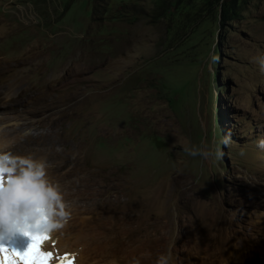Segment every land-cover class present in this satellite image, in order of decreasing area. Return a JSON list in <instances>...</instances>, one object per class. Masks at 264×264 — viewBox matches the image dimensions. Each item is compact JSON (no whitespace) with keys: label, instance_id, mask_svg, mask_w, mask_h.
I'll use <instances>...</instances> for the list:
<instances>
[{"label":"rangeland","instance_id":"rangeland-1","mask_svg":"<svg viewBox=\"0 0 264 264\" xmlns=\"http://www.w3.org/2000/svg\"><path fill=\"white\" fill-rule=\"evenodd\" d=\"M222 1L172 0L163 14L158 0H0V125L10 153L45 158L49 181L80 198L99 231L121 234L104 253L124 264H153L165 252L153 247L166 242L179 264L262 259L264 0H242L225 21ZM184 147L224 154L192 157ZM98 169L128 175L136 199L149 195L148 227L115 202L129 186ZM197 200L226 215L219 229L229 221L228 238L190 226Z\"/></svg>","mask_w":264,"mask_h":264},{"label":"bare ground","instance_id":"bare-ground-1","mask_svg":"<svg viewBox=\"0 0 264 264\" xmlns=\"http://www.w3.org/2000/svg\"><path fill=\"white\" fill-rule=\"evenodd\" d=\"M3 66H5V65H3ZM19 72H21V71L19 70ZM19 72L16 71V73L21 76V73H19ZM0 74H4V73L0 72ZM15 75L16 74H14V76ZM22 79L23 78L20 77V80H22ZM16 80L20 81L18 79H16ZM3 84H5V83H2L0 85H3ZM11 141H12V139H11V135L9 134V132L6 131V129H4L0 125V148H2L3 151H6V152H12L13 150H11V149H12V147H14V143H11ZM68 160H69V158L66 159L65 161L68 162ZM75 160H73V161L69 160L71 162V164H72V167H74V171H76L77 174L78 173H82L81 169L84 166H82L81 162H79V161L77 162V160L76 161ZM110 170H107V169L106 170L105 169L99 170L98 169L95 172H98L99 174L105 175L110 180L112 179L114 183L118 184V186L120 184H124V185L129 186L127 192L126 191L122 192L123 195L121 193H117L115 195V197H114L115 202L118 203V204H120V202H122V207L120 208V210H125V212L127 213V216L129 217V219H131V214H135V211L138 212L139 214H138L137 218H139V220L140 219L144 220L142 222V227H148L149 224H150L149 223L150 220L145 218L144 214H145V210L150 206V203H151V201L149 199L150 197H148L149 195L148 196H143L142 198H138L137 197V199H136V196H138V195L135 194L134 191H133L134 190V186L132 184L134 183V181H132V179L128 175H125V176L118 175L119 172L112 171V170L110 171ZM114 186H115L116 189L118 188V186H116V185H114ZM60 189H61V191L64 194L65 201H67L69 203V206L71 208V215H70V218L68 219L67 223L65 224V226L62 229H59V230H57L55 232H52V233H48L49 236H50V239L45 242L44 250L53 251L54 259L52 261V264H58V261L55 259V257L58 256V255H64L65 253L74 254V256H75V264H112V262L115 261V260H116L115 264H124L123 260L118 259L117 257H113V258L109 257L106 253H104V249L106 247L108 248V246L114 245L119 239H121V234L116 232L115 229H114V231H108V232H105V233L99 231V226L94 223L93 219L91 220V218H88L87 216L84 215V209H81L80 206H79V199L80 198H78V197L73 198V197H71V194L69 193L70 191L67 192L62 187H60ZM106 195L107 194H105V196ZM140 195H142V194H140ZM81 197H83V196H81ZM102 197H104V196H102ZM107 200H108V198H107ZM109 200H110V198H109ZM124 202H125V204H124ZM97 204H98V202H97ZM200 205H201V202L199 200H197L196 209H197L198 217L197 218H192L193 221H194V224H191L190 226L196 232H198V231L199 232L200 231L209 232V236L213 240L214 239L216 240L218 236H222L223 237L225 235L223 232L227 233L230 230V227L232 225L228 221L226 223V225L222 227L221 230L219 229L220 222L226 217V215H224L223 212L220 211L221 209L218 210L215 207H212L207 212H205L206 210H202L204 208V206L202 205L203 208L201 209ZM168 215H169L168 213H165V214L161 215V218H159V220H160L159 222H161V225L158 224L159 226H157L158 229L156 230V232L160 234L159 237H161L163 239L168 234L169 228H170V219H169ZM121 227H123V226H121ZM123 228H121V229H123ZM133 230H135V229H133ZM124 232H125V230H124ZM122 238H123V233H122ZM53 243H54V247H53ZM166 243L163 246H155L153 248L158 249V250H164L166 252L168 250V248H169L168 244H166ZM213 245H216V244H213ZM80 246H83L82 250H80ZM176 249L173 248L172 252H173L174 256L177 258V264H179V263H181L180 262V257H179V251L176 250ZM216 249L221 253L222 256H226L227 255L226 252H227L228 249L226 250L225 247H223L222 249L217 247ZM261 254H262V259H261V261L258 264H264V246H263ZM231 256H232V253L229 254V257H228V255L226 256L228 258L227 259L228 261H226L227 264H232L231 261H230V259L232 258ZM249 258L252 261H255V259H256V257L254 255L249 256Z\"/></svg>","mask_w":264,"mask_h":264},{"label":"clouds","instance_id":"clouds-1","mask_svg":"<svg viewBox=\"0 0 264 264\" xmlns=\"http://www.w3.org/2000/svg\"><path fill=\"white\" fill-rule=\"evenodd\" d=\"M221 143L228 146L230 135L223 137ZM256 144L264 150V138L258 139ZM183 150L192 157L204 159L215 157L218 160L224 154L219 147L214 152L189 147ZM47 168L45 158L14 156L0 148V225L7 231L27 228L33 232L52 233L67 223L71 208L59 184L54 185L47 178ZM172 247L160 253L153 264H177Z\"/></svg>","mask_w":264,"mask_h":264},{"label":"snow or ice","instance_id":"snow-or-ice-1","mask_svg":"<svg viewBox=\"0 0 264 264\" xmlns=\"http://www.w3.org/2000/svg\"><path fill=\"white\" fill-rule=\"evenodd\" d=\"M20 231L30 238L29 246L21 252L0 245V264H52L53 251L44 250L45 242L50 239L49 234L47 232H33L27 228ZM55 259L58 264H75V256L71 253L58 255Z\"/></svg>","mask_w":264,"mask_h":264},{"label":"trees","instance_id":"trees-1","mask_svg":"<svg viewBox=\"0 0 264 264\" xmlns=\"http://www.w3.org/2000/svg\"><path fill=\"white\" fill-rule=\"evenodd\" d=\"M171 1L172 0H158L155 5V10H162V13L164 14L168 10V5ZM212 1L214 0H205L207 3H211ZM241 3L242 0H223L220 5L222 17L221 21H225L226 18L229 19V17L231 18V16L237 15Z\"/></svg>","mask_w":264,"mask_h":264}]
</instances>
